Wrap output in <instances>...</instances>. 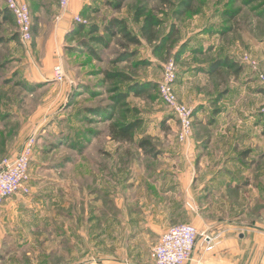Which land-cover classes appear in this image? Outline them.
<instances>
[{
	"label": "rangeland",
	"instance_id": "1",
	"mask_svg": "<svg viewBox=\"0 0 264 264\" xmlns=\"http://www.w3.org/2000/svg\"><path fill=\"white\" fill-rule=\"evenodd\" d=\"M21 1L30 9L32 39H19L15 21L0 28V123L7 133L0 141H9L12 150L19 151L29 137L36 143L29 193L0 205V264H80L96 254L100 262L153 264L149 251L155 239L139 232L136 223L140 226V218L149 220L158 211L164 215L167 207L139 206L133 213L139 220L133 216L136 220L128 226L126 217L111 219L105 227L102 210L108 194L100 188L106 192L109 186V196L117 202L123 195L138 201L146 197L143 176L181 165L191 167L192 182L182 198L177 186L172 187L176 202L182 203L171 206L174 211L184 217L187 212L202 218L209 214L211 221L264 230V89L243 61L245 55L256 60L248 51L247 32L250 15L264 12V0H195L193 11L186 13L181 12L183 0H126L116 11L109 5L114 0H85L84 14H79L85 23L78 24L99 30L69 33L72 28L59 52H48L46 33L38 36L42 22L52 25L60 13L58 0ZM4 5L0 0V8ZM138 7L162 20L160 39L175 26L173 43L163 47L160 41L141 39V44L128 46L120 36L103 31L110 18L119 17L140 37L142 21L133 19ZM34 42L42 45L37 49ZM223 57L242 70L233 75L221 66L216 75H207L208 66ZM170 61L176 64L179 92L203 101L194 109L192 132L184 141L177 139L178 123L156 90ZM55 65L63 69L60 82L50 79ZM109 71H122L131 80L108 81ZM134 82L151 84L145 95L130 94L116 104L117 93ZM135 119L141 125L132 142L113 139L112 123ZM195 130L203 138L201 148L210 145L201 149L207 151L202 161L210 163L223 151L220 169L201 170L195 154L179 157ZM142 139L151 140L157 156L137 147ZM175 179L173 174L170 180ZM134 231L139 233L127 240Z\"/></svg>",
	"mask_w": 264,
	"mask_h": 264
},
{
	"label": "crops",
	"instance_id": "2",
	"mask_svg": "<svg viewBox=\"0 0 264 264\" xmlns=\"http://www.w3.org/2000/svg\"><path fill=\"white\" fill-rule=\"evenodd\" d=\"M85 3H86L85 0H70L67 9L64 11L62 16L56 21L55 19L57 15L55 16V19L54 17L52 18L54 19L52 20L53 22L52 25L42 22L41 24L42 30L40 31V34L38 36H41L43 35V33H46V37L48 38L47 39L48 41L45 43L47 45V47L46 46L45 47L48 50V52L54 50L59 52V49L60 50L62 49V47L64 46L65 34L68 31H70L74 26L73 18L74 16L81 14ZM250 16L251 19L249 20V23H251V25L248 30L249 32H247L249 35L247 36L246 43L249 44V49H248L249 53H251L253 58L258 60L259 66L261 67L260 69L264 72V12H255ZM35 44L37 46V49H38V45L39 46L42 45L39 42ZM177 86L178 85H176V89H177L176 93L178 94L179 99L189 107L194 108L195 111H198L197 110L199 109L198 106L203 105V101L200 100L198 96L197 97L195 95L192 96L190 92L188 96H186L183 91H181L182 92L181 94ZM186 92H188V90ZM3 130H4L3 124L1 125L0 123V135L4 133L5 136L7 137V133L4 132ZM24 131L22 133L21 132L17 133V138L19 137V135L23 134ZM193 137H194L193 140H190L188 142L189 146L183 145L184 148L180 150L179 157L185 156V158H189L190 156H193V154H195L198 156L195 159L199 158L201 160V162L198 164L197 161L195 160L196 166H200L199 168H201V170H210V169H214V167H216V169H220L221 166L219 164L220 162L223 161V159L221 158L223 155L222 153L223 151L219 149L218 153L216 152L215 155L213 156L212 158L213 161L211 160L212 162L211 161L210 163L207 161L204 162V160L202 161V159L204 156H206L205 154L207 153V151L205 153L204 151H201V149L204 150L206 147H209L210 145L208 144L209 146L207 145L206 147L203 146L201 148L200 139L203 140V138L199 130L194 131ZM209 139L211 140V137H209ZM192 144L194 146H192ZM18 151L19 149L12 150L9 141L7 140H5V142L4 140L0 141V160L3 158V156L16 155ZM243 154L245 155V153ZM176 168H177L176 170L168 169L166 171L164 169H157V171L153 169L151 170L150 173L146 174L145 177L143 176L140 182L142 184L143 190L145 191L144 193L146 194V197L137 198L138 201H136V199L132 200L129 197L123 195L121 196V201L117 202L114 200V198H111L109 196L110 194L109 191H111L110 187L108 186L106 193L105 192L106 188L102 186L100 190L103 192L104 195L108 194L106 199L107 203L104 204L102 210L103 213L102 225L105 227L109 226L111 219L116 220V218H120V219L123 218L122 220H124V217H126L127 220L126 225H128L129 222L133 223L132 222L133 220L136 219L139 220V215L136 217L135 214H133L135 211L138 212L137 209L139 208V206L152 207V206L164 205L168 209L167 213H165L164 215H161L160 211H158L157 214L153 213L149 217L150 218L149 220H147V217L144 219L140 218L141 219L140 221L141 223L139 224L140 226H138V224L136 223V227H140L139 232H143L147 234L150 233L152 235V240L155 239L154 244L157 242L156 240L161 234L165 233L168 230V228L175 225L176 222H180L182 220H185L184 223H190V224H192L191 222L196 220L195 226L196 228H198L199 232H203V231L212 232L217 230L223 231L222 240L215 246V248L211 252H205L199 241L198 246L195 248L193 252V257L191 261H189L187 264H264V230H258V229L252 230V228L239 229V227L235 226L231 221H226V222L224 220L211 221L209 214L205 215V218H202L198 214L196 217H193L192 215L187 216L188 213L187 212L185 213L186 216L184 217V215L174 211L173 207L171 206H173L174 204L182 205V203L176 202L175 196H173L172 187L177 186L176 188L181 191L180 193L178 192V194H180L182 198L185 197L186 194V191L184 189L189 188L190 187L189 185L192 182V180H189L188 177L189 172L191 170L190 166L181 165L180 168L179 167ZM173 174L176 179L174 180V182H171L170 179L173 176ZM30 181L31 180H29V182ZM114 189L115 188L112 189L113 192H115ZM18 195H23V194L19 193ZM146 199L147 201L145 202ZM95 205L97 206V203ZM133 208L135 210H133ZM141 208L140 210L144 213V211ZM113 216L116 217L113 218ZM133 216L136 217V219H134ZM197 218H199V221L197 220ZM144 220H146L145 224H143ZM96 225L98 227L99 224ZM96 225L94 224L93 227H96ZM142 227L144 230H142ZM242 230L245 231L241 232ZM131 231H133V227H131ZM2 232L4 231L0 230V233ZM139 232L136 233L134 231L132 234L128 233L127 240H130ZM128 246H130V244L126 245L127 249ZM98 255L99 254H96L95 256H89L90 258L84 260L80 264H130L127 261H125V263H119L112 260L100 262L99 258L97 257Z\"/></svg>",
	"mask_w": 264,
	"mask_h": 264
},
{
	"label": "built area",
	"instance_id": "3",
	"mask_svg": "<svg viewBox=\"0 0 264 264\" xmlns=\"http://www.w3.org/2000/svg\"><path fill=\"white\" fill-rule=\"evenodd\" d=\"M69 2L70 0H58L60 13L56 16V20L62 16ZM4 3L14 16L19 39L24 43L29 42L32 39L33 24L27 4L21 0H4ZM73 22L85 23L79 15L74 16ZM243 61L252 68L264 89V72L260 70L258 62L247 55L243 56ZM161 78L157 85L158 97L169 108L178 123L177 139L187 140L192 132L194 108L180 101L175 93L176 64L168 62L164 66ZM53 79L58 82L63 79V69L60 65L54 66ZM35 143L34 136L29 137L16 155L3 156L0 160V205L19 193H29V167L33 159ZM186 204L192 209L191 204ZM222 236V230L199 232L196 226L182 222L171 226L158 237L149 251V256L153 264H187L191 261L199 241L205 252H211L222 240Z\"/></svg>",
	"mask_w": 264,
	"mask_h": 264
},
{
	"label": "trees",
	"instance_id": "4",
	"mask_svg": "<svg viewBox=\"0 0 264 264\" xmlns=\"http://www.w3.org/2000/svg\"><path fill=\"white\" fill-rule=\"evenodd\" d=\"M126 0H114L113 3H110L109 5L111 8L116 11L121 9L123 6V3ZM159 2L168 3L167 0H158ZM194 2L195 0H183L181 2V12L186 13L193 11L194 9ZM81 14H84V10L81 12ZM133 19L135 21H142V24L140 26V37L136 34H133L131 30L128 28L127 23L122 18H115L112 17L108 20L106 24L103 25V31L106 32L107 35L112 37L120 36L126 45H139L141 44V39H144L146 42L152 43V42H159L160 46L165 47L164 45L166 43H173V39L176 37L177 29H175V26L171 27V30L167 33V35L162 36L161 39L158 37L157 29L162 23V20L158 19L155 15H153L151 12L147 11L143 7H138L133 14ZM15 21L14 16L10 12V10L7 9V7L4 5L0 8V28L5 23H13ZM99 29L96 25H90V27H85L83 24H74L73 29L69 33H81L83 31H87L89 34H93L94 32H97ZM68 34V33H67ZM19 37V36H18ZM99 40V39H98ZM101 41V40H100ZM125 58V57H124ZM226 67L233 75H236L241 67H237L235 63L230 61L227 57H223L221 59H218L216 61H213L205 71L206 74L213 75L217 74L218 68ZM106 79L109 81H130L129 77H127L126 74H124L122 71L118 72H105ZM151 83H145V84H138L137 82H134L132 85H128V87L125 90L119 91L117 96L115 97V103L120 104L121 102L125 101L130 94L141 96L145 95L148 91V87ZM153 87V86H151ZM118 90V89H117ZM157 90V88H156ZM194 114V112H193ZM141 125L139 120L130 121L127 123H120V124H114L112 123L111 130L113 139H116L118 141H128L132 142L134 132L137 128H139ZM137 147L148 156H157L154 150V144L149 141L148 139H142L137 143ZM246 154V153H245ZM100 193H103L100 190Z\"/></svg>",
	"mask_w": 264,
	"mask_h": 264
}]
</instances>
